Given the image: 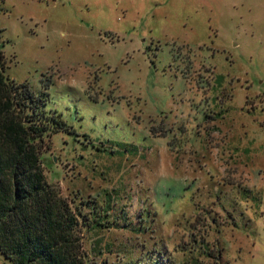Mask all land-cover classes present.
<instances>
[{"label": "rangeland", "instance_id": "1", "mask_svg": "<svg viewBox=\"0 0 264 264\" xmlns=\"http://www.w3.org/2000/svg\"><path fill=\"white\" fill-rule=\"evenodd\" d=\"M0 46L90 262L264 264V0H0Z\"/></svg>", "mask_w": 264, "mask_h": 264}, {"label": "trees", "instance_id": "2", "mask_svg": "<svg viewBox=\"0 0 264 264\" xmlns=\"http://www.w3.org/2000/svg\"><path fill=\"white\" fill-rule=\"evenodd\" d=\"M6 68L0 46V253L9 264H95L83 245L89 213L73 209L44 173L51 136L69 128Z\"/></svg>", "mask_w": 264, "mask_h": 264}]
</instances>
